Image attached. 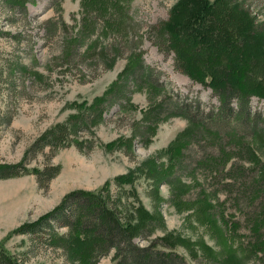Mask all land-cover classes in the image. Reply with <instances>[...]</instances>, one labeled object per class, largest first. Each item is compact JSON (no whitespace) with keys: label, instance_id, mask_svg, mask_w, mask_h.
Here are the masks:
<instances>
[{"label":"rangeland","instance_id":"374dc122","mask_svg":"<svg viewBox=\"0 0 264 264\" xmlns=\"http://www.w3.org/2000/svg\"><path fill=\"white\" fill-rule=\"evenodd\" d=\"M222 1L0 0V165L21 164L41 136L86 115L69 136L81 149L27 159L31 172L48 157L60 166L47 192L32 174L0 179V244L9 252L30 264H81L45 233H15L73 192L104 189L141 246L163 240L189 264H264V128L243 143L216 126L228 133L222 144L179 114L192 104L198 117L220 102L182 72L169 30L208 25L214 11L222 25ZM231 1L263 17L264 0ZM251 107L264 118V99ZM115 262L112 251L97 264Z\"/></svg>","mask_w":264,"mask_h":264},{"label":"trees","instance_id":"16d2710c","mask_svg":"<svg viewBox=\"0 0 264 264\" xmlns=\"http://www.w3.org/2000/svg\"><path fill=\"white\" fill-rule=\"evenodd\" d=\"M222 5L226 8V19L222 25L218 24L219 15L214 11V19L211 18L212 22L208 25H189L183 21L181 24L184 27L169 30L174 49L178 51V65L182 72L210 86L220 102L215 111L207 113L198 110V117L191 115L192 104L180 106L182 111L179 114L184 111L190 113L186 117L192 126L198 130L204 128L214 138L219 136L222 144L223 137L228 133L215 130L216 126L230 129L228 132L231 131L229 134L233 135L231 139L244 143L248 132L253 131L257 135L264 128V118L251 107L253 97L264 99V78L256 76L264 70V11L263 17L257 15L261 17L260 21L244 5H233L231 0H223ZM97 110V106H94L89 115ZM85 116H75L41 136L27 151L21 164L0 165V179L32 174L36 176L39 188L47 192L51 182L59 176L60 166L53 165L52 157H48L43 169L31 172L27 159L34 158L47 148L53 152L57 147L67 145L81 149L82 144L78 140L72 141L69 136L73 128L85 122ZM97 116L95 122L101 120V115ZM244 170L249 172L250 169ZM261 184L264 187V176L261 177ZM103 190L99 193L73 192L61 205L35 222L21 226L15 234L36 236L45 233L51 247L60 246L67 254L72 251L81 264H97L112 251H115V264H189L182 254L163 240L151 242L145 247L137 244L138 233L125 223L118 200L109 194L104 195ZM261 199L262 206L264 197ZM56 227L67 230L66 236H62L66 239L61 240L60 245L58 243L62 237ZM148 236L145 234L144 237ZM0 264L30 263L21 261L0 244Z\"/></svg>","mask_w":264,"mask_h":264}]
</instances>
